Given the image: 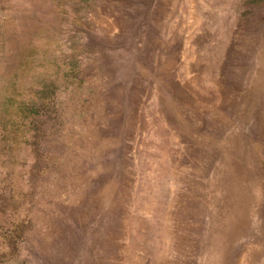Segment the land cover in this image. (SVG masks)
<instances>
[{
    "label": "rangeland",
    "instance_id": "374dc122",
    "mask_svg": "<svg viewBox=\"0 0 264 264\" xmlns=\"http://www.w3.org/2000/svg\"><path fill=\"white\" fill-rule=\"evenodd\" d=\"M0 264H264V0H0Z\"/></svg>",
    "mask_w": 264,
    "mask_h": 264
}]
</instances>
